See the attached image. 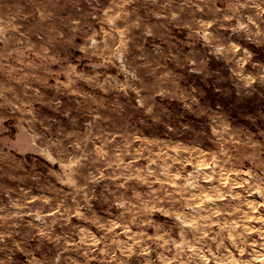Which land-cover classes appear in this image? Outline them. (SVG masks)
Here are the masks:
<instances>
[{
	"label": "rangeland",
	"instance_id": "rangeland-1",
	"mask_svg": "<svg viewBox=\"0 0 264 264\" xmlns=\"http://www.w3.org/2000/svg\"><path fill=\"white\" fill-rule=\"evenodd\" d=\"M0 264H264V0H0Z\"/></svg>",
	"mask_w": 264,
	"mask_h": 264
}]
</instances>
